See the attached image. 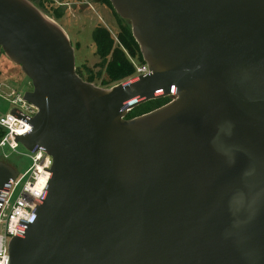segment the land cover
Instances as JSON below:
<instances>
[{
	"label": "water",
	"instance_id": "water-1",
	"mask_svg": "<svg viewBox=\"0 0 264 264\" xmlns=\"http://www.w3.org/2000/svg\"><path fill=\"white\" fill-rule=\"evenodd\" d=\"M110 1L149 71L106 89L62 27L0 0V48L38 108L16 141L53 159L11 264H264V0ZM19 174L0 162V198Z\"/></svg>",
	"mask_w": 264,
	"mask_h": 264
},
{
	"label": "built area",
	"instance_id": "built-area-1",
	"mask_svg": "<svg viewBox=\"0 0 264 264\" xmlns=\"http://www.w3.org/2000/svg\"><path fill=\"white\" fill-rule=\"evenodd\" d=\"M137 75L148 73L147 64L136 65ZM0 97L11 102L13 110L0 117V129L5 134L0 138V149L8 147L17 152L19 143L16 138L32 131L31 124L26 118H33L38 113V108L29 104L24 93H20L5 83H0ZM23 116L24 118L19 117ZM29 157L32 160L30 168L17 180L11 183V187L0 198V264H11L10 243L27 227L34 211L42 204L52 177L53 159L44 151H31ZM9 155L6 154L5 158ZM27 180L22 184L24 179ZM22 184L21 194L12 203V195L15 189Z\"/></svg>",
	"mask_w": 264,
	"mask_h": 264
},
{
	"label": "rangeland",
	"instance_id": "rangeland-1",
	"mask_svg": "<svg viewBox=\"0 0 264 264\" xmlns=\"http://www.w3.org/2000/svg\"><path fill=\"white\" fill-rule=\"evenodd\" d=\"M59 2H74L75 0H57ZM73 8L69 14L73 16L70 17V20H61L59 23L65 28L67 34L70 37V40L75 48L76 54V66L85 72V78L88 76L86 69H92L94 74H97L100 71V68L97 65L100 62L99 57L96 54V45L93 41V30L96 24L99 22V18L96 17L95 12H91L79 16ZM108 15H111L110 12H107ZM104 17V15H103ZM102 17V18H103ZM76 42H80V48L77 49ZM134 64L137 66L140 65L136 60H133ZM131 79V78H130ZM130 79L123 81L127 82ZM121 82V83H123ZM0 83H5L8 86H11L13 89L17 90L20 93H25L31 89L30 80L21 72V68L14 65L6 55L3 50L0 49ZM119 83V84H121ZM95 84V83H94ZM95 85L101 86V80H99ZM113 86L118 85V83L112 84ZM111 87H102V88H112ZM171 101L174 99V96L168 97ZM140 107V106H139ZM12 104L10 101L0 97V117L6 115L12 111ZM8 154L9 157L5 158V155ZM30 152L27 151L22 145H19L17 152L10 150L8 147L0 149V162H6L16 168L20 175L22 176L32 165V160L29 157ZM27 180L24 179L22 184ZM22 184L18 186L13 195L12 203L15 202L17 197L21 194Z\"/></svg>",
	"mask_w": 264,
	"mask_h": 264
},
{
	"label": "trees",
	"instance_id": "trees-1",
	"mask_svg": "<svg viewBox=\"0 0 264 264\" xmlns=\"http://www.w3.org/2000/svg\"><path fill=\"white\" fill-rule=\"evenodd\" d=\"M106 1L108 7L120 22L121 29L118 34L120 43L116 44L109 30L104 27H99L94 33V41L96 43V54L100 59L97 65L100 71L94 74L92 69L87 70L84 66L85 71L88 72L86 78L84 76L86 74L82 69H78L77 72L88 82L96 84L101 80L102 87H111L113 86L112 84H119L137 75V69L133 60H136L140 65L145 64V61L140 46L133 36L131 25L127 20L122 19L117 14L110 0ZM170 101L171 99L168 97L149 101L132 110L128 114L127 119H132L151 112L166 105ZM4 134L5 131L0 129V138H2Z\"/></svg>",
	"mask_w": 264,
	"mask_h": 264
},
{
	"label": "flooded vegetation",
	"instance_id": "flooded-vegetation-1",
	"mask_svg": "<svg viewBox=\"0 0 264 264\" xmlns=\"http://www.w3.org/2000/svg\"><path fill=\"white\" fill-rule=\"evenodd\" d=\"M35 7L52 21L57 23L60 27L62 25L59 23L61 20H70L73 16L69 12L74 8L79 16H84L91 12L96 13V17L99 18V22L96 24L93 30V41L94 33L99 27H104L111 33L116 44H119L118 34L120 32V22L113 14L112 10L108 7L106 0H75L74 2L62 3L57 0H29ZM111 15H108L107 12ZM104 15V17H103ZM103 17V18H102ZM63 28V27H62ZM65 30V28H63ZM66 32V30H65ZM67 33V32H66ZM70 38V37H69ZM95 43V41H94ZM73 45V44H72ZM96 45V43H95ZM77 49L80 48V42H76ZM9 60V59H8ZM81 70L77 67V70ZM78 73V72H77ZM79 74V73H78ZM80 75V74H79ZM81 76V75H80ZM82 77V76H81ZM83 78V77H82ZM85 80V79H84ZM31 84V83H30Z\"/></svg>",
	"mask_w": 264,
	"mask_h": 264
}]
</instances>
